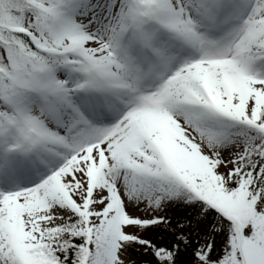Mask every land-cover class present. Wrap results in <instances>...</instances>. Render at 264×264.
<instances>
[{"label": "snow or ice", "instance_id": "snow-or-ice-1", "mask_svg": "<svg viewBox=\"0 0 264 264\" xmlns=\"http://www.w3.org/2000/svg\"><path fill=\"white\" fill-rule=\"evenodd\" d=\"M255 60L264 0H0V142L50 168L0 192V264H264Z\"/></svg>", "mask_w": 264, "mask_h": 264}, {"label": "rangeland", "instance_id": "rangeland-1", "mask_svg": "<svg viewBox=\"0 0 264 264\" xmlns=\"http://www.w3.org/2000/svg\"><path fill=\"white\" fill-rule=\"evenodd\" d=\"M92 2L94 3L95 0H92ZM78 19H79V17H78ZM250 71L254 74H257V75H264V61L255 60V61L251 62ZM55 75L59 79L72 80V79L76 78L77 74L75 72L71 71L70 69L64 67V66H59L55 72ZM86 97H88L86 95V93L81 91V92L76 93L74 99L79 103L81 100L85 99ZM85 112H86V114L89 115V118L93 119L97 124L107 125V124H110L113 122V117L110 113H108L106 115H93L87 110V108H85ZM108 117H110V118L107 119ZM226 130L229 131V129H226ZM60 131L63 132V129H61ZM229 132H231V131H229ZM225 151L227 152L228 149H225ZM3 152L4 151L0 150V166H2V167H0V178H1V180H0V192H10V191H16L19 189L31 187L35 183L40 182L50 172V170L46 171L45 169H42L41 172L38 175H36L30 170V168H27L25 176L20 173L22 176V178H21L18 174V172H19L18 167H15V166L11 167V165L9 164L8 161L6 163L4 162L6 157H5ZM10 153H14V152H7L6 155H8ZM19 160H21V159H19ZM59 163H60V161H57L54 166L58 167ZM7 169H10L13 173H15V179L9 180L6 178L5 172ZM61 211H63V210H61ZM189 212H190L189 209H183L181 213L183 216V215L189 214Z\"/></svg>", "mask_w": 264, "mask_h": 264}, {"label": "trees", "instance_id": "trees-1", "mask_svg": "<svg viewBox=\"0 0 264 264\" xmlns=\"http://www.w3.org/2000/svg\"><path fill=\"white\" fill-rule=\"evenodd\" d=\"M183 209H193L194 213H195V210H196L195 206L188 207V206L183 205V203L180 202V201H176V202L169 201L168 202V206L164 209V214L173 217V223H174L176 219H179V218H181L183 216H186V215L182 216L181 212H182ZM194 213L189 212V214H194ZM156 238L159 239V234L158 233L156 234Z\"/></svg>", "mask_w": 264, "mask_h": 264}, {"label": "clouds", "instance_id": "clouds-1", "mask_svg": "<svg viewBox=\"0 0 264 264\" xmlns=\"http://www.w3.org/2000/svg\"><path fill=\"white\" fill-rule=\"evenodd\" d=\"M198 43H199L201 46H206V45L209 43V41H206V40L201 39V40L198 41Z\"/></svg>", "mask_w": 264, "mask_h": 264}]
</instances>
